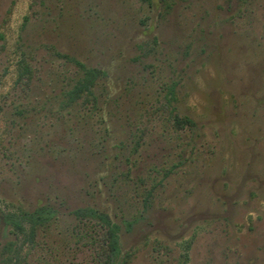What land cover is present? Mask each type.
<instances>
[{"label":"rangeland","instance_id":"rangeland-1","mask_svg":"<svg viewBox=\"0 0 264 264\" xmlns=\"http://www.w3.org/2000/svg\"><path fill=\"white\" fill-rule=\"evenodd\" d=\"M87 208L116 264H264V0H0V264H103Z\"/></svg>","mask_w":264,"mask_h":264},{"label":"trees","instance_id":"trees-1","mask_svg":"<svg viewBox=\"0 0 264 264\" xmlns=\"http://www.w3.org/2000/svg\"><path fill=\"white\" fill-rule=\"evenodd\" d=\"M82 66L84 67L85 75L79 81L74 90H72L71 94L73 96H75V94L79 95L81 92L88 91L94 85L96 78L100 73V71L96 68L88 69L84 65ZM186 122H191V120L188 118L186 120H180V125H184ZM77 212L83 215L87 213L91 216H95L106 225L107 230L102 237L101 247L99 250L100 259L103 264H116L117 262L115 260L121 252V226L117 222L113 221L108 213H98V211L93 208L79 209ZM46 218L47 213L45 211H36L27 215V219L31 220L36 225L45 221ZM14 226L18 233L24 230L23 224L20 220L14 221Z\"/></svg>","mask_w":264,"mask_h":264}]
</instances>
